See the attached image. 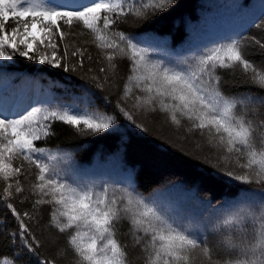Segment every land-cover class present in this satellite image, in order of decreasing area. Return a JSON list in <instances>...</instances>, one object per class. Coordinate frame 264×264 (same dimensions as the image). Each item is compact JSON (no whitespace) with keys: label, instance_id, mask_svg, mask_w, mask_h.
Returning a JSON list of instances; mask_svg holds the SVG:
<instances>
[{"label":"snow or ice","instance_id":"1","mask_svg":"<svg viewBox=\"0 0 264 264\" xmlns=\"http://www.w3.org/2000/svg\"><path fill=\"white\" fill-rule=\"evenodd\" d=\"M174 2L75 0L71 5H53L51 0H0V62L19 56L65 73L83 70L85 59L92 61L91 55L86 56L87 48L66 43L80 28L79 35L90 34L107 61V67L99 69L103 79L91 77L97 88L110 85L109 74L117 75L118 60L128 61L129 75L116 105L120 116L147 131L127 108L134 101L133 108L163 113L172 125L186 121L189 133L207 136L215 147L213 168L243 184L264 186V96L223 91V74L235 75L238 69L246 83L264 90V61L257 64L248 58L249 48L264 56V38L238 34L191 56L153 60L149 48L120 26L130 18L145 22ZM10 23L15 26L9 30ZM255 27L264 33V19ZM57 122L77 133L98 134L112 131L117 116L81 109L76 103L30 105L23 112L0 114V178L7 185L0 202L17 222L18 231L11 237L14 242L19 238L24 250L39 251L30 222L39 219L36 206L48 204L52 206L49 226L67 236L75 264H132L129 244L119 239L122 224L128 226L125 235L131 238V247L144 254V264H190L196 252L206 264H221L224 255L234 259L223 264H264V197L223 203L214 223L209 220L193 227L132 185L117 189L70 181L58 166L68 155L40 146L55 136ZM33 175L30 192L38 197L35 214L21 213L9 199L25 191L21 177ZM207 204L211 207V201ZM42 264L54 262L45 259Z\"/></svg>","mask_w":264,"mask_h":264},{"label":"trees","instance_id":"2","mask_svg":"<svg viewBox=\"0 0 264 264\" xmlns=\"http://www.w3.org/2000/svg\"><path fill=\"white\" fill-rule=\"evenodd\" d=\"M262 19L264 0H175L166 11L145 22L136 23L130 18L121 24L120 30L148 47L153 60L169 62L178 56L194 55L206 46L225 42L238 34L264 38V33L255 27ZM11 26L15 25L10 23L9 30ZM80 32L81 29L76 28L73 36L66 38V43L87 48L86 56L91 55L92 61L85 59L83 70L65 73L21 57L10 64H0V92L11 96L0 114L23 112L30 105L48 107L50 103H76L81 109L88 107L117 116L112 131L98 134L77 133L60 122L54 125L55 136L40 146L68 155L58 166L70 181L110 184L117 189L132 185L144 197L152 198L193 227L209 220L214 223L223 212V203H236L245 197L259 201L264 197V186L243 184L213 168L211 164L216 162L218 154L215 147L208 143L207 136L189 133L186 121L182 120L181 126L172 125L163 113H145L133 108L134 101H129L127 108L147 131L120 116L116 105L129 75L128 61L126 58L118 60L117 75L109 74L110 85L114 87L97 88L91 77L96 75L102 80L105 74L99 69L107 67V61L92 36L88 33L81 36ZM248 58L257 64L264 61L257 48H249ZM88 68L92 69L90 73ZM223 79L225 94L235 96L250 92L264 96V90L245 82L246 77L239 69L235 75L224 73ZM206 157L211 158L210 163L205 162ZM34 182V175L27 179L21 177L25 191L9 199L21 213L35 214L33 204L38 197L30 192ZM6 186L0 178V197ZM14 187L13 183V191ZM207 201H211V207ZM51 207L48 204L36 206L39 219L30 223L39 251L32 254L20 246L19 238L13 241L11 234L18 231V224L6 204L0 202V261L42 264L48 259L54 264H75L67 236L49 226ZM127 230V224H122L119 239L129 244L132 264H144V254L139 247H131V238L125 235ZM227 259L234 257L224 255L221 264ZM190 264L206 262L196 252L191 255Z\"/></svg>","mask_w":264,"mask_h":264},{"label":"rangeland","instance_id":"3","mask_svg":"<svg viewBox=\"0 0 264 264\" xmlns=\"http://www.w3.org/2000/svg\"><path fill=\"white\" fill-rule=\"evenodd\" d=\"M74 2H75V0H51V3L53 5H71ZM17 57H19V56H17ZM17 57H14V59H13L12 62L16 61L15 58H17ZM12 62H0V64H10ZM31 62L35 63L36 65H42V64H40V63H38L36 61H31ZM44 65H46V64H44ZM6 104H7V98H6V96L2 95V92H0V111L1 110H5Z\"/></svg>","mask_w":264,"mask_h":264},{"label":"bare ground","instance_id":"4","mask_svg":"<svg viewBox=\"0 0 264 264\" xmlns=\"http://www.w3.org/2000/svg\"><path fill=\"white\" fill-rule=\"evenodd\" d=\"M13 92V90L11 91V93ZM6 98H7V101L11 98L10 95L6 94ZM8 103V102H7ZM7 105V104H6Z\"/></svg>","mask_w":264,"mask_h":264}]
</instances>
